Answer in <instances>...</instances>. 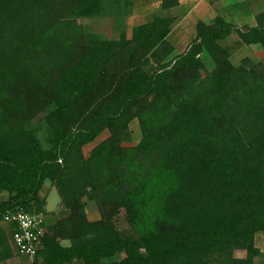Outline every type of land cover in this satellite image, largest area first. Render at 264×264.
<instances>
[{"label":"trees","instance_id":"16d2710c","mask_svg":"<svg viewBox=\"0 0 264 264\" xmlns=\"http://www.w3.org/2000/svg\"><path fill=\"white\" fill-rule=\"evenodd\" d=\"M96 5L0 0V196L8 194L0 220L16 206L46 213L39 192L49 181L67 215L47 228L36 258L43 264H105L118 254L109 264H212L231 246L250 256L229 254L223 264H252L258 251L245 246L264 233V132L223 136L219 122L230 104L264 111L254 91L264 86V65L233 66L221 42L234 33L239 45L264 49V12L251 28L198 23L187 51L160 64L170 20L154 18L130 40L97 41L79 23ZM40 59L46 65L35 67ZM150 59L156 71L146 70ZM49 109L46 150L27 126ZM134 119L141 140L124 147ZM104 132L86 158L82 149ZM84 199L97 221L88 220ZM121 211L134 239L115 229ZM10 256L0 231V262Z\"/></svg>","mask_w":264,"mask_h":264},{"label":"crops","instance_id":"0c3cea01","mask_svg":"<svg viewBox=\"0 0 264 264\" xmlns=\"http://www.w3.org/2000/svg\"><path fill=\"white\" fill-rule=\"evenodd\" d=\"M164 3L168 4L167 7H163ZM262 12L264 0H97L96 9L79 21L86 20V27H82L88 37L97 41L119 42L122 39L130 40L137 28L151 24L154 18L170 20L168 33L157 46L160 64H166L187 51L196 37L198 23L211 25L219 18L239 29L251 28L256 26V17ZM89 155L84 156L87 158ZM46 182L43 188H48ZM54 189V186L50 187L44 196L46 217L56 214L47 206ZM61 205L59 198L58 208ZM1 226L8 230L6 225ZM60 245L69 247L70 243L62 240Z\"/></svg>","mask_w":264,"mask_h":264},{"label":"rangeland","instance_id":"374dc122","mask_svg":"<svg viewBox=\"0 0 264 264\" xmlns=\"http://www.w3.org/2000/svg\"><path fill=\"white\" fill-rule=\"evenodd\" d=\"M6 17L4 12H0V27L2 26L3 20ZM79 23L86 27V20H80ZM19 26L18 24L15 25H8L4 28L3 33L6 36L10 35L14 28ZM90 38V36H89ZM92 39V38H90ZM223 48L229 49V60L231 64L235 67L240 66L244 60H250L255 64H263L264 65V49L259 46H240L237 44V36L232 34L229 38L225 41L221 42ZM203 64L205 65L206 71L211 72L215 68L214 63L210 59V57L204 52L203 55L200 56ZM35 67H42L46 65V62L43 60H37L33 64ZM146 70L149 72L156 71L158 68V64L154 59H150L146 64ZM256 99L258 97L264 95V86L263 85H256L254 87ZM51 109L39 114L36 118H34L27 126V128L31 131H34L41 142V145L44 149H49L51 147V137L48 131V128L45 124V119ZM220 127L219 131L223 136H230L238 134L241 137H245L247 139H252L262 132H264V111H260L254 106H252L251 110L248 111L243 105L237 106L236 104H230L227 109L223 112L220 118ZM129 129L131 132L130 138L125 140L122 145L124 147H133L136 146L141 140V132L139 128V124L137 120H132L129 123ZM107 132L101 134L95 142L89 144L83 149L84 155L88 156L91 153L92 148L98 144L99 142L103 141L107 137ZM48 188H43L39 192V197L44 199V196L47 190L53 186L49 181L46 182ZM1 201L8 200V194L2 193L0 196ZM59 197L54 189L52 193L49 195L48 198V209L52 212H56V214L49 215L50 217H46V224L49 227L51 224L57 222L60 219H63L67 215V211L61 205L58 208ZM85 204V211L89 221L93 222L99 218V215L96 211V208L93 203L84 199ZM48 216L47 214H45ZM115 229L118 231L121 237L126 239H134L136 237L133 230L130 229L126 219L124 211H121L119 216L114 219L113 221ZM0 231L3 234V241L4 246L8 247L11 252V256L0 262V264H43L41 259H34V260H27L23 258H19L15 256L10 243V235L9 232L4 226H1L0 223ZM254 248L258 251L257 255L252 258V264H264V233L260 232L257 233L252 240V242L247 243L245 247ZM242 247V246H239ZM236 246H231L227 249L225 253L217 254L214 258H212V264H223L227 258V255L230 254L231 257L235 259H246L250 256L247 248H239ZM124 255L118 254L115 255L112 259L105 260V264H109L112 261H120L123 259ZM79 264V263H74Z\"/></svg>","mask_w":264,"mask_h":264},{"label":"built area","instance_id":"2783aa9c","mask_svg":"<svg viewBox=\"0 0 264 264\" xmlns=\"http://www.w3.org/2000/svg\"><path fill=\"white\" fill-rule=\"evenodd\" d=\"M46 213L26 210L22 206L5 209L0 223L6 225L15 256L34 260L44 248L47 232Z\"/></svg>","mask_w":264,"mask_h":264}]
</instances>
